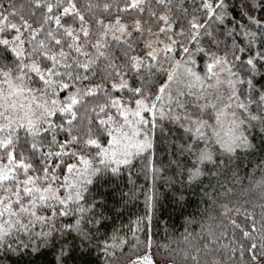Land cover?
Wrapping results in <instances>:
<instances>
[{"label":"snow or ice","instance_id":"1","mask_svg":"<svg viewBox=\"0 0 264 264\" xmlns=\"http://www.w3.org/2000/svg\"><path fill=\"white\" fill-rule=\"evenodd\" d=\"M23 2L17 9L16 0H0V60L14 57L0 63V264H72L93 253L81 227L95 223L89 186L143 153L155 179L157 118L184 121L197 142L211 127L230 154L264 153V0ZM156 73L167 83L153 91ZM33 75L42 87H32ZM97 75L103 83L93 86ZM61 91L65 99H56ZM229 117L227 131H216ZM183 150L196 156L188 181L210 180L212 170L198 165L219 167V158L192 143ZM155 200L145 201L146 224ZM218 207L221 231L209 233L194 264H264V204L259 212ZM99 247L110 258L118 245ZM130 264L155 262L146 251Z\"/></svg>","mask_w":264,"mask_h":264},{"label":"trees","instance_id":"2","mask_svg":"<svg viewBox=\"0 0 264 264\" xmlns=\"http://www.w3.org/2000/svg\"><path fill=\"white\" fill-rule=\"evenodd\" d=\"M7 7L10 0H2ZM27 7L23 0H16V8ZM179 58V57H178ZM14 57L8 56L0 63L11 66ZM200 67L196 71L203 75V63L197 58ZM167 67V65H165ZM32 87H42V82L35 75L32 76ZM88 84V81L84 82ZM103 83L100 76L94 78L92 84ZM167 83L163 73H156L153 77V91ZM107 86V85H105ZM177 85L174 84L173 91ZM223 93V89H221ZM112 96H124L126 93L112 92ZM56 99H65V93L60 92ZM98 99V98H90ZM215 102V101H213ZM255 106H253L254 109ZM236 117H241V112L233 108ZM191 111V109L189 110ZM179 110L173 115H181ZM204 119H208L207 113ZM224 118H222V123ZM157 127L154 132L155 166L158 171L153 173L144 168L143 153L133 159L131 166L121 165L118 176L106 174L99 183L90 185V196L97 207L92 209L87 216L95 223H88L85 228L93 237L95 251L88 256L77 255L72 264H128L136 256L149 252L152 259L158 264H194L193 255L202 256L198 249H203L208 243L209 233L219 235L218 226L221 220L218 205L227 204L229 208L241 207L252 211L255 206L264 204V153L249 152L238 149L235 153H227L217 141L215 132L211 127L205 129L206 139H194L195 133L186 131L184 121L165 117L157 118ZM214 125V120H209ZM182 125H184L182 127ZM216 131L225 132L222 124ZM247 135L252 131L256 136L255 143L261 140L250 127H241ZM251 139V137H250ZM192 143L196 149L207 150L220 160L219 167L213 164L198 165L202 170L211 169L214 175L209 180L201 177L197 181H188V170L192 169L196 156L184 151L186 145ZM95 151L92 150L94 156ZM97 166L99 161L95 160ZM75 162V161H72ZM61 190V195H64ZM155 195L156 210L151 213L150 223H145L143 218L148 215L146 199ZM87 207V205H85ZM77 217H61L59 223L75 222ZM238 222H239V218ZM75 235V233H73ZM151 240L150 249L147 247ZM220 243H227L222 238ZM116 244L118 247L110 249L115 255L106 258L99 245ZM43 259V258H42ZM205 264V261H201Z\"/></svg>","mask_w":264,"mask_h":264},{"label":"rangeland","instance_id":"3","mask_svg":"<svg viewBox=\"0 0 264 264\" xmlns=\"http://www.w3.org/2000/svg\"><path fill=\"white\" fill-rule=\"evenodd\" d=\"M171 87H172V89H173V87H174V84L173 85H171ZM231 111H233V110H231ZM231 117H229L228 119H224V121H223V123H222V126H223V128L225 129V132L227 131V129H228V127H229V119H230ZM96 161L94 160V163H95ZM155 262V261H154ZM128 264H130V262L128 263ZM155 264H158V263H156L155 262Z\"/></svg>","mask_w":264,"mask_h":264}]
</instances>
